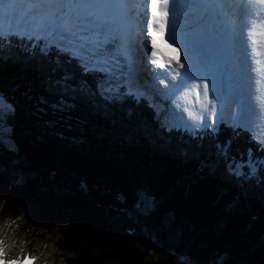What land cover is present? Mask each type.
<instances>
[{
	"label": "trees",
	"instance_id": "16d2710c",
	"mask_svg": "<svg viewBox=\"0 0 264 264\" xmlns=\"http://www.w3.org/2000/svg\"><path fill=\"white\" fill-rule=\"evenodd\" d=\"M22 30L0 41L2 263L264 264V144L252 129L162 128L140 96L116 97L44 29Z\"/></svg>",
	"mask_w": 264,
	"mask_h": 264
},
{
	"label": "rangeland",
	"instance_id": "374dc122",
	"mask_svg": "<svg viewBox=\"0 0 264 264\" xmlns=\"http://www.w3.org/2000/svg\"><path fill=\"white\" fill-rule=\"evenodd\" d=\"M12 1L13 0H6L7 4L11 3V5H15V6H12L11 9L9 10L10 12H12L11 15H8V11L5 9V7L0 6V29L7 30V28H4L5 25L10 27V25H12L14 21L20 22L22 20H26L27 18V17L22 18L23 13L21 10V6L19 7V4H20L18 3L19 1L18 0H14V2ZM198 6L200 5L198 4ZM260 6H262V4H260ZM243 12L244 14H242V16L240 15V18H239L241 22L240 26H243L245 24V18H247L246 12L245 11ZM198 13L199 14L201 13V6L199 7ZM261 16H264V9H262L260 13V12H256L255 10H253V7H252L251 13L248 15V17H250V19L254 17V20L251 22V30L253 34H256L257 30L260 29L261 25H264V22L261 19ZM174 20L175 19H173V21ZM211 26H214V27L217 26L221 29L224 28V25L222 24L220 25V23L218 22H216L215 25H211ZM27 29L30 31H33V28H27ZM176 30L175 29L172 30L173 38L171 37V39L173 41L170 43L167 42L168 43V44L166 43L167 47L164 50L163 49L159 50V51H162L163 53L159 52L162 55H157L156 61L158 62V64L163 63L164 66H161L162 69L164 68L165 70H167L166 56L164 54L167 52L168 58L171 59L170 61H168L169 63L173 62L172 65L178 67V69L180 68L179 67L180 65L186 66L185 68H187V71L183 70L185 87L183 86L179 88L177 95H176L178 99L179 109H181L182 115L180 118L171 117L172 121H169V123H171L169 124L165 122L166 120H168V118L164 116L165 115L164 111L166 110V107L158 106L159 108L161 107L162 108L156 112L155 115H157V117L153 115L154 116L153 119L155 118L156 123L160 127L165 128V129H166L165 126H167L168 128H172V129L174 128L180 129L182 127L187 132H189V130L193 131L194 127L196 128L202 127L204 126L205 123L209 121H210L209 124H212L213 120H215V122L224 121L226 123H230L231 121H234L235 119H237L238 122L252 129L255 137L261 140V142L264 144V50H262L264 49V44H260V45L254 44V41L252 38L245 41V43H243L242 41H239V39L235 40L237 42L235 47L238 49V51L237 49L226 51L227 57L224 58V65H225V62L227 61L233 64V68H234L233 73H234V77L236 78L235 85H230V79H229L230 74H228L227 69L226 70L224 69L223 67L224 65L222 66L220 61L217 62L219 68L216 67L217 70H219L220 68L222 70V75H223V79L225 83L224 84L225 92L227 93L228 98L226 96L224 98L222 94H221L222 98L218 95V92H219L217 90L218 83L215 82L214 74L212 72L208 74L210 78V82H211V84H209V82L207 81L209 93H207V96L205 95L198 96V94L202 92L204 93V79H206V75L203 76V80L201 81V78L199 79L197 77V72H193V70L199 68V73H201L200 70L202 69L198 61H202L201 63L203 67H206V64L203 63L205 62V59H201L200 56H196L195 58H193L192 51L185 48V44H184L185 38L183 36H186L187 38H191V37H189L188 35H186L180 30H177L179 32H177ZM220 31H218L219 34H220ZM45 33L46 35L51 37L47 30H45L44 34ZM218 33L216 32L212 33L210 28H208L206 29V32L203 33L204 35L202 34V37H199V43L197 41V45L199 47V52H201V55L205 56L206 53H203V51L206 50L209 53V55L212 56L213 53H219L220 47L223 48V43L221 40H219L220 35ZM125 35H126V40H127L129 36L127 33ZM147 36L148 38H152L149 36V34H147ZM139 37L142 40L145 39V43L148 44V46L146 47V50H147V48L150 46V43H152V40L142 35H139ZM229 39L230 37L229 35H227L226 42H228ZM153 40L155 44H158L156 39H153ZM244 45L247 48V50L245 49ZM128 49H129L128 51L131 52V55L129 53L128 54L130 55L131 61H132V58H135V55H133L134 49L133 48L130 49V46H128ZM152 49L153 48L151 47L149 48L148 51ZM146 53L147 52L145 51V56H146ZM156 53H158L157 48H156L155 54ZM241 56L243 57L245 56V58L247 56L249 58V60H247V63L246 62L243 63ZM190 59L192 60V62ZM135 64L136 62L134 61L133 65ZM128 70L129 69L127 68L124 71V73L127 75H128ZM156 70H158L159 73L162 72L161 69H156ZM119 73L122 76V73L121 72ZM120 74H118V76L116 77H111V79L109 80L110 82H108L107 85H105L104 87L105 88L112 87L113 90L111 91H113V93H116L115 89H120L121 92L124 90L126 91L129 90V86H126L125 84L123 85L121 79L120 80L118 79ZM140 85L142 84L139 82L135 88L130 86V90L134 92L132 89H139L150 96L149 94L150 90L149 89L144 90L142 88L144 86L139 87ZM219 90L223 91V84L219 85ZM212 91L214 92V95L216 98L214 102H211L210 104H208L207 100L208 101L211 100ZM174 94L176 93L174 92ZM197 96H198V101H195L197 99ZM3 103H4V100L0 97V106H2ZM194 103L197 104V107L192 106L194 105ZM96 105L98 106V109H99L100 106L98 104ZM243 107H244L246 114H244L243 113L244 111H242ZM154 109L156 110L157 108H154ZM239 116H241V118H239ZM206 117L208 118L206 119ZM0 135L6 141L11 140L10 136L6 132V129H2V133ZM222 261L223 260L221 259L218 263L216 262L215 264H223ZM0 264H6V263H2V261H0ZM186 264H192V263L186 262Z\"/></svg>",
	"mask_w": 264,
	"mask_h": 264
},
{
	"label": "snow or ice",
	"instance_id": "6c2138e0",
	"mask_svg": "<svg viewBox=\"0 0 264 264\" xmlns=\"http://www.w3.org/2000/svg\"><path fill=\"white\" fill-rule=\"evenodd\" d=\"M264 4V0H259ZM0 6L11 9L12 5L6 0H0ZM111 0H31L30 15L18 25L16 29L5 32L0 29V41H5L12 36H23L27 33L23 28H42L48 31L51 37H57L52 43L61 53H67L71 60L75 61L83 76L100 73L107 80L114 77L121 62L123 68L119 69L123 73L129 68L131 57L128 54V43L123 34L119 32L115 21L110 13ZM153 20L160 21L157 17L158 0H151ZM165 11L163 16H167L168 0H164ZM264 27V25H261ZM92 35L105 36L109 39L101 41L92 40ZM264 35V32H261ZM153 56L155 53H152ZM152 63H156L155 60ZM163 66V65H161ZM132 73L129 72L125 80H130ZM66 76L65 79H70ZM99 86V82H98ZM116 97L124 95L136 99V93L129 90L121 92L115 89ZM204 93H208V82L204 81ZM115 98V97H114ZM5 103L8 107V115L15 113V107L11 103ZM215 127V120L212 122ZM10 151H15L14 142L9 147Z\"/></svg>",
	"mask_w": 264,
	"mask_h": 264
},
{
	"label": "bare ground",
	"instance_id": "6f19581e",
	"mask_svg": "<svg viewBox=\"0 0 264 264\" xmlns=\"http://www.w3.org/2000/svg\"><path fill=\"white\" fill-rule=\"evenodd\" d=\"M193 1H196V0H193ZM248 1H249L248 3L245 2V3L239 4L242 6V12L243 11L246 12V17H247V18H245V24L243 26V33L242 34L240 33L241 35H239V37H238V33L235 31L234 35L237 36L236 40L239 39V41H242L243 43H245V41H247L248 39L252 38L254 41V44H257V45L264 44V35H261V32H264V27H262V28L260 27V29L257 30V33L253 34V32L251 30V22L254 20V17H252L251 19H250V17H248V15L251 13L252 7H253V10H255L256 12H260V13H261L262 9H264V7H263V5L260 6L261 3H257V2L255 3L254 2V4H253L252 1H250V0H248ZM181 5H182V3H179V5L175 4L174 9H173L175 11L168 14L166 17L157 13L158 15L156 18L160 22L159 23L153 22V25L150 26V30L152 31V34L160 33L161 32L160 30H162L164 32V34L162 36H157L154 38L158 42V46L156 48H158L159 50H162V49L164 50L167 47L166 43L167 42L170 43L173 41L171 39V37L173 38V34L171 36L170 30L171 31L174 29L176 30L177 28L175 26L181 27L182 30H180V31H182L183 33H185L189 37H193V38L202 37V34L205 33L206 29H208V28H210L212 33H215V32L218 33V31L221 30L220 34L218 33L220 35L219 40L222 41L223 47H225L227 45V42H226L227 41V33H226L227 30H225V29L222 30L221 28H219L217 26H215V27L211 26V18L205 17L196 26L190 24L191 20H195V21L198 20V14H199L198 13L199 7L193 6L192 3L188 2L187 4H185L183 6L184 11H182V14L179 15L177 18H175L177 16L180 8H181ZM28 13H30V10L28 11ZM253 13H254V11H253ZM151 14L153 16L152 7H151ZM229 16L233 19V16H231V15H229ZM173 19H175V20L173 21ZM261 19L264 22V16H261ZM232 24H235V23L231 22V25ZM204 27H206V28H204ZM257 35H259V36H257ZM168 38H170V40H167ZM136 40L138 41L139 45H137V47L136 46L133 47L135 49L133 51V55H135V58H132V61H131L130 66L128 68L129 69L128 74H129V72L132 73L131 81L130 80H123L122 84L124 85L125 83H127L128 86L131 85L133 88H135L137 86V84L139 83L138 80L134 76V72L137 71V73H139L140 80L143 79V81H144V83L142 82V85H140L139 87L144 86V87H142L144 90H146V89L150 90L149 94H150V99H151L152 104H150L149 106H151L153 108L155 113L160 110V108L158 106H162V107L164 106V107H166L165 115H164V116H166V118H168V119H169V117L170 118L171 117L172 118H177V117L180 118L182 114H181V109H179L178 99H177L176 95H177L179 88H181L185 85L184 73H183L184 71L183 70L187 71V68H185L186 66L180 65L179 69H178V67L173 66L172 65L173 62H171V63L168 62L171 59L168 58V56H167L168 53L166 52L164 54L166 56V64H167L166 68H167V70H165L164 68L162 69L161 65L164 66V64L163 63L158 64V62L156 61L157 55H162V54H160L158 52L154 56H153V54L149 55L148 57L145 56V51H146V47L148 46V44L145 43V39L142 40L139 36H138V39L137 38L135 39V41ZM236 44H237V42L235 41V45ZM235 45H234V48H236ZM244 47H245V45H244ZM248 48H249V46H248ZM245 49L247 50L246 47H245ZM255 49H257V48H255ZM262 50H264V49H262ZM128 53L131 55V52L128 51ZM241 58H242L243 63H245V62L247 63V60H249V58L247 56H246L247 59L245 58V56L244 57L241 56ZM153 60H155L156 63H152ZM134 61L136 62L135 65H133ZM156 69H161L162 72L159 73L158 70H156ZM153 85L154 86L155 85L160 86L163 89V91L166 93V96L169 98L166 99V96H163L161 98L157 94V92L153 93V91H156V88L153 87ZM174 92L176 94H174ZM134 93H135V91H134ZM171 94H173V95L171 96ZM144 99H147L146 94H144ZM154 108H157V109L155 110Z\"/></svg>",
	"mask_w": 264,
	"mask_h": 264
},
{
	"label": "water",
	"instance_id": "95a60500",
	"mask_svg": "<svg viewBox=\"0 0 264 264\" xmlns=\"http://www.w3.org/2000/svg\"><path fill=\"white\" fill-rule=\"evenodd\" d=\"M141 81L143 82V80L141 79ZM116 94V93H115ZM128 103V100L126 101Z\"/></svg>",
	"mask_w": 264,
	"mask_h": 264
}]
</instances>
